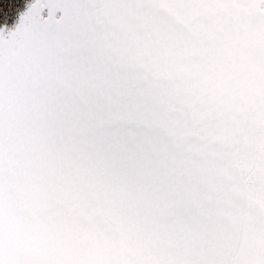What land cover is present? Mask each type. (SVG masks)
I'll list each match as a JSON object with an SVG mask.
<instances>
[{
	"label": "snow or ice",
	"instance_id": "6c2138e0",
	"mask_svg": "<svg viewBox=\"0 0 264 264\" xmlns=\"http://www.w3.org/2000/svg\"><path fill=\"white\" fill-rule=\"evenodd\" d=\"M0 264H264V0H0Z\"/></svg>",
	"mask_w": 264,
	"mask_h": 264
}]
</instances>
